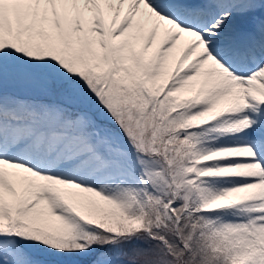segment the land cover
Wrapping results in <instances>:
<instances>
[{"label": "snow or ice", "instance_id": "snow-or-ice-1", "mask_svg": "<svg viewBox=\"0 0 264 264\" xmlns=\"http://www.w3.org/2000/svg\"><path fill=\"white\" fill-rule=\"evenodd\" d=\"M0 264H264V0H0Z\"/></svg>", "mask_w": 264, "mask_h": 264}]
</instances>
